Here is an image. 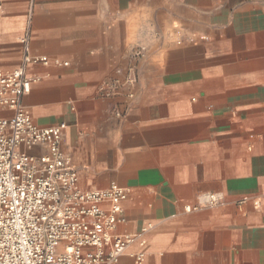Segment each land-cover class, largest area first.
I'll return each mask as SVG.
<instances>
[{
	"label": "crops",
	"instance_id": "0c3cea01",
	"mask_svg": "<svg viewBox=\"0 0 264 264\" xmlns=\"http://www.w3.org/2000/svg\"><path fill=\"white\" fill-rule=\"evenodd\" d=\"M27 34L34 121L127 189L118 264H264V0H0L1 70Z\"/></svg>",
	"mask_w": 264,
	"mask_h": 264
},
{
	"label": "built area",
	"instance_id": "2783aa9c",
	"mask_svg": "<svg viewBox=\"0 0 264 264\" xmlns=\"http://www.w3.org/2000/svg\"><path fill=\"white\" fill-rule=\"evenodd\" d=\"M29 41L18 68L0 69V264H118L131 240L116 232L127 189H82L62 146L67 123L34 121L24 97L38 78L28 66L48 58ZM222 198L205 193L208 205Z\"/></svg>",
	"mask_w": 264,
	"mask_h": 264
}]
</instances>
